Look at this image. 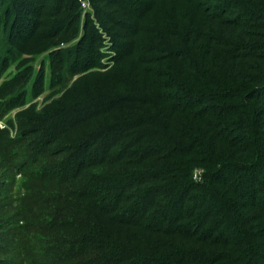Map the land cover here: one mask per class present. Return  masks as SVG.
<instances>
[{
    "label": "trees",
    "instance_id": "obj_1",
    "mask_svg": "<svg viewBox=\"0 0 264 264\" xmlns=\"http://www.w3.org/2000/svg\"><path fill=\"white\" fill-rule=\"evenodd\" d=\"M228 1L220 10L191 3L182 32L171 23L161 26L164 38L146 30L160 54L145 64L158 69L134 75L115 100L103 101V117L115 120L102 124L105 133L117 131L115 141L126 145L112 156L116 177L100 181L111 182L107 192L74 183V169L53 175L56 163L46 182L67 192L48 196L55 216L81 229L98 221L113 234L77 236L83 244L69 264L78 256L82 264H264V225L252 226L264 219V0ZM41 198L26 194L24 218L36 215ZM29 220L21 227L29 230Z\"/></svg>",
    "mask_w": 264,
    "mask_h": 264
},
{
    "label": "rangeland",
    "instance_id": "obj_2",
    "mask_svg": "<svg viewBox=\"0 0 264 264\" xmlns=\"http://www.w3.org/2000/svg\"><path fill=\"white\" fill-rule=\"evenodd\" d=\"M227 1L0 0V264H69L71 259L66 257L76 255L83 244L77 236L85 231L98 234V229L113 235L107 227L99 228L98 221L87 229L74 224L65 227L48 196L56 190L67 191L46 180L59 163L53 175L62 177L74 169L79 176L74 183L99 192L98 196L107 192L111 182L100 181L106 173L116 177L112 156L126 145L124 139L115 141L117 131L105 133L104 127L115 120L103 117V101L115 100L134 75L158 69L156 64H145L150 56L160 54L150 48L158 43H152L146 30L162 31L163 24L171 23V29L182 32L191 20V3L220 10ZM85 73L83 80L71 86ZM110 132L113 138L108 139ZM56 150L53 161L46 157ZM103 158V176H98L101 170L95 167ZM115 188L119 191L121 185ZM30 192H44L40 199L44 201L38 202V212L29 220L20 211L28 209L25 200ZM24 220H29L25 223L29 230L21 227ZM263 220L256 219L255 230L263 229ZM74 258L73 264L86 260Z\"/></svg>",
    "mask_w": 264,
    "mask_h": 264
}]
</instances>
